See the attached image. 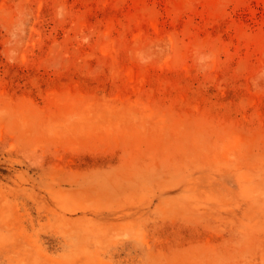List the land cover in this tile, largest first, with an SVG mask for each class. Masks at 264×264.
I'll use <instances>...</instances> for the list:
<instances>
[{
	"label": "rangeland",
	"instance_id": "obj_1",
	"mask_svg": "<svg viewBox=\"0 0 264 264\" xmlns=\"http://www.w3.org/2000/svg\"><path fill=\"white\" fill-rule=\"evenodd\" d=\"M0 264H264V0H0Z\"/></svg>",
	"mask_w": 264,
	"mask_h": 264
}]
</instances>
